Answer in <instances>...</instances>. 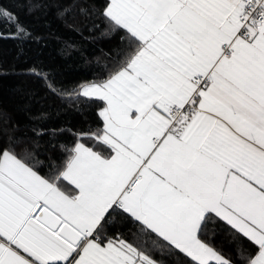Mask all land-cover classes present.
<instances>
[{
  "label": "snow or ice",
  "instance_id": "snow-or-ice-1",
  "mask_svg": "<svg viewBox=\"0 0 264 264\" xmlns=\"http://www.w3.org/2000/svg\"><path fill=\"white\" fill-rule=\"evenodd\" d=\"M76 3L115 65L71 93L29 70L98 122L46 160L0 144V264H264V0Z\"/></svg>",
  "mask_w": 264,
  "mask_h": 264
},
{
  "label": "trees",
  "instance_id": "trees-1",
  "mask_svg": "<svg viewBox=\"0 0 264 264\" xmlns=\"http://www.w3.org/2000/svg\"><path fill=\"white\" fill-rule=\"evenodd\" d=\"M0 9L14 14L31 34V39L15 38V25L0 20V144L9 135L23 137L38 144V158L46 160L59 155L50 147L53 141L70 145L73 133L95 127L97 104L59 96L29 70L43 69L59 91L71 93L81 84L107 78L120 40L85 26L76 0H0ZM34 129L45 134L38 137ZM51 130H57L55 136ZM130 228L121 230L127 234ZM224 239L215 241L220 245ZM223 247L226 253L232 250L226 242Z\"/></svg>",
  "mask_w": 264,
  "mask_h": 264
}]
</instances>
